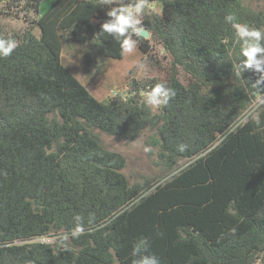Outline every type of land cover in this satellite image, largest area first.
Listing matches in <instances>:
<instances>
[{
	"label": "trees",
	"instance_id": "trees-1",
	"mask_svg": "<svg viewBox=\"0 0 264 264\" xmlns=\"http://www.w3.org/2000/svg\"><path fill=\"white\" fill-rule=\"evenodd\" d=\"M44 1L3 0L0 9L28 24L0 29L19 44L0 57V264H132L142 239L160 264H264V90L249 84L259 73L235 76L240 45L224 21L233 13L264 26V0H151L161 11L143 18L150 37L137 51L151 56L160 46L166 74L122 80L126 94L106 101L62 54L81 50L86 71L96 57L123 59L118 42L97 37L108 8L54 0L39 16ZM157 83L176 95L153 111L144 93ZM253 106L259 123L248 117ZM147 133L161 175L130 183L125 157L101 136ZM76 215L84 234L61 248L56 238L70 233Z\"/></svg>",
	"mask_w": 264,
	"mask_h": 264
},
{
	"label": "clouds",
	"instance_id": "clouds-1",
	"mask_svg": "<svg viewBox=\"0 0 264 264\" xmlns=\"http://www.w3.org/2000/svg\"><path fill=\"white\" fill-rule=\"evenodd\" d=\"M97 5L108 8V19L100 25L97 37L110 36L118 42L121 55L130 56L136 52L139 40L145 36L143 17L149 12H158L151 0H97ZM115 5V6H113ZM224 21L234 31L236 42L240 45L242 59L235 65V76L240 79L246 70L259 73L254 83H248L256 91L264 90V26L256 27L248 23L239 22V18L228 13ZM19 46L18 41L12 37L0 36V57H9ZM241 80V79H240ZM174 89L164 83H157L144 93V104L153 111H159L166 107L175 97ZM248 117L259 123V114L255 112V106L249 109ZM188 148L185 143L177 145V151L183 153ZM145 153L153 152L151 146H143ZM74 227L70 233L59 235L56 239L61 248L68 247V241L79 238L84 234L85 227L80 215L73 217ZM235 233V229L230 230ZM132 264H160V260L153 254H148V241L139 240L133 247Z\"/></svg>",
	"mask_w": 264,
	"mask_h": 264
},
{
	"label": "rangeland",
	"instance_id": "rangeland-1",
	"mask_svg": "<svg viewBox=\"0 0 264 264\" xmlns=\"http://www.w3.org/2000/svg\"><path fill=\"white\" fill-rule=\"evenodd\" d=\"M3 0H0V9L4 6ZM54 0H46L41 3L39 16H42ZM158 12L161 11V3H152ZM151 12L147 13L150 14ZM145 14L144 17L147 15ZM143 17V18H144ZM28 24L21 17L16 19L9 16L0 15V29L5 32L23 31ZM37 36L39 31L34 30ZM151 56L141 55L137 50L130 56H124L121 60L100 59L96 57L89 67V71L85 70L81 50L69 49L65 47L62 58L81 84L89 91V93L99 101H106L114 98L117 94L124 96L128 89L127 85L120 87V81H145L152 78H164L166 74L165 67L170 61L169 55L163 51L158 45H153ZM79 51V52H78ZM157 61L158 63H155ZM160 66L162 68H160ZM181 77H183L181 75ZM120 87V88H119ZM263 98L259 99L262 102ZM149 133L140 137L136 141H118L112 137L102 135L103 144L110 150L120 152L126 159L125 175L129 178L130 183L143 182L145 179L152 181L158 179L161 170L155 165L157 161V149L153 148V152L145 153L143 146H150L147 142ZM41 241L53 243L54 238H44ZM257 264H262L258 262Z\"/></svg>",
	"mask_w": 264,
	"mask_h": 264
},
{
	"label": "water",
	"instance_id": "water-1",
	"mask_svg": "<svg viewBox=\"0 0 264 264\" xmlns=\"http://www.w3.org/2000/svg\"><path fill=\"white\" fill-rule=\"evenodd\" d=\"M145 33H146V34H145L144 38H146V39L149 38L150 35H149V33H148L146 30H145Z\"/></svg>",
	"mask_w": 264,
	"mask_h": 264
}]
</instances>
